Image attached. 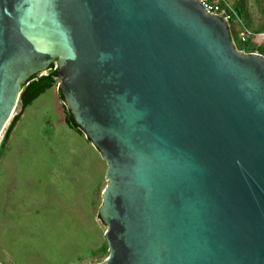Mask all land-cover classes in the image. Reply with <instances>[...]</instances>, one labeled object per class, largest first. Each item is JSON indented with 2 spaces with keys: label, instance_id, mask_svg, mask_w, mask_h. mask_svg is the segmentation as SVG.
<instances>
[{
  "label": "water",
  "instance_id": "water-1",
  "mask_svg": "<svg viewBox=\"0 0 264 264\" xmlns=\"http://www.w3.org/2000/svg\"><path fill=\"white\" fill-rule=\"evenodd\" d=\"M51 64L105 164L97 264H264V58L195 0H0V134Z\"/></svg>",
  "mask_w": 264,
  "mask_h": 264
},
{
  "label": "rangeland",
  "instance_id": "rangeland-1",
  "mask_svg": "<svg viewBox=\"0 0 264 264\" xmlns=\"http://www.w3.org/2000/svg\"><path fill=\"white\" fill-rule=\"evenodd\" d=\"M225 1L250 32L264 31V0ZM57 83L24 110L0 155V264H97L107 256L97 219L105 164L65 126ZM18 111L17 102L10 119Z\"/></svg>",
  "mask_w": 264,
  "mask_h": 264
},
{
  "label": "trees",
  "instance_id": "trees-1",
  "mask_svg": "<svg viewBox=\"0 0 264 264\" xmlns=\"http://www.w3.org/2000/svg\"><path fill=\"white\" fill-rule=\"evenodd\" d=\"M236 13L238 14V11H236ZM239 15V14H238ZM240 16V15H239ZM233 39V38H232ZM241 50H243L244 48V52L245 53H251L253 52V50H249V46L244 45L241 46ZM258 54L260 55H264V49L263 48H259L257 50ZM57 79V70L56 67H54L53 64H51L46 73L42 76H32L31 78H29L25 83H23L21 85V89H20V93L18 95V106H19V111L16 115H14L3 135L2 138L0 140V155L2 154L4 147L7 143L8 137L14 127V125L18 122L20 116L22 115L23 111L30 106V104L36 99L38 98L41 94H43L46 90H49L50 88L53 87V85L55 84V81ZM58 98L59 100L62 102L61 96L58 92ZM62 113H63V122L65 124V126L73 131L74 133L83 136V133L81 132V130L73 123L71 116L68 112V110L64 107V105L62 104ZM85 140L89 143V141L85 138ZM98 219V217H97Z\"/></svg>",
  "mask_w": 264,
  "mask_h": 264
},
{
  "label": "built area",
  "instance_id": "built-area-1",
  "mask_svg": "<svg viewBox=\"0 0 264 264\" xmlns=\"http://www.w3.org/2000/svg\"><path fill=\"white\" fill-rule=\"evenodd\" d=\"M199 7L208 15H212L220 19L227 28L230 38L241 45H247L254 48L252 54L260 55L257 49H264V31L253 34L241 22L239 15L233 7H231L225 0H195ZM242 54H245L242 50ZM249 54V53H248Z\"/></svg>",
  "mask_w": 264,
  "mask_h": 264
},
{
  "label": "crops",
  "instance_id": "crops-1",
  "mask_svg": "<svg viewBox=\"0 0 264 264\" xmlns=\"http://www.w3.org/2000/svg\"><path fill=\"white\" fill-rule=\"evenodd\" d=\"M50 90H51V88H50L49 90H46V91H45L43 94H41L40 96H43L45 93H47V92L50 91ZM40 96H39V97H40ZM39 97H38V98H39ZM38 98H36L35 100H37ZM35 100H34V101H35ZM34 101H33V102H34ZM31 104H32V103H31ZM31 104H30V105H31ZM23 112H24V111H23ZM22 114H23V113H22ZM20 117H21V116H20Z\"/></svg>",
  "mask_w": 264,
  "mask_h": 264
}]
</instances>
